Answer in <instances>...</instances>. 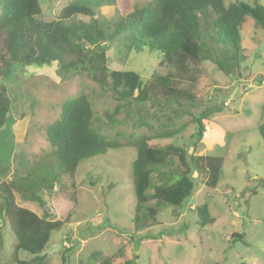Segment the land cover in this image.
<instances>
[{
	"label": "rangeland",
	"instance_id": "obj_1",
	"mask_svg": "<svg viewBox=\"0 0 264 264\" xmlns=\"http://www.w3.org/2000/svg\"><path fill=\"white\" fill-rule=\"evenodd\" d=\"M70 1L39 0L38 19H55ZM146 1L117 0L115 5L102 1L93 5L94 17L110 33L117 17L129 12L132 3ZM225 1L264 6V0ZM214 17L212 11L200 15L202 31L204 21L211 26ZM239 33L240 70L226 74L210 60L201 62L192 90L194 104L185 112L174 106L150 109L147 104L126 103L102 89L87 71L60 75L55 62L15 68L8 77L0 74V85L11 103L0 133V182L17 183L19 190L13 191L17 205L42 216L44 209L38 202L24 196L34 192L46 204V219L64 221L51 233L44 250L46 264H61L65 252L68 264H99L105 257L111 264L127 260L133 264H264V139L258 132V125L264 122V29L246 16ZM100 48L107 55L109 70L131 69L142 81L149 78L159 60L155 51L133 49L124 34L101 42ZM80 94L91 104L94 128L120 146L82 159L73 176L60 175L52 187L32 184V174L57 173L51 166L44 172L54 160L46 129L57 118L62 103ZM210 106L222 110L202 120L204 132L197 139L193 118ZM173 130L179 132L172 138L153 141L173 142L188 155L222 156L218 181L214 188L209 187L205 174L191 167L195 183L191 196L178 207L161 205L153 219L144 220L148 226L135 230L133 143L141 135L158 137ZM176 168L182 167L178 164ZM203 203L214 220L204 226L195 211ZM233 233L242 234V240L234 242ZM14 243L8 224L0 220V264H15ZM18 256L29 255L22 251Z\"/></svg>",
	"mask_w": 264,
	"mask_h": 264
},
{
	"label": "trees",
	"instance_id": "obj_2",
	"mask_svg": "<svg viewBox=\"0 0 264 264\" xmlns=\"http://www.w3.org/2000/svg\"><path fill=\"white\" fill-rule=\"evenodd\" d=\"M0 1V74L8 77L15 68L55 62L60 75L87 71L102 89L112 91L126 103L147 104L150 109L174 106L182 112L188 111L194 104L192 90L198 65L210 60L226 74L237 72L241 60L239 28L245 17L250 16L264 29V6L257 2L149 0L143 4L132 3L131 10L120 14L108 33L94 17L93 5L102 1L115 5L117 0H71L49 21L38 19L41 14L39 0ZM208 11L215 17L211 26L204 21L205 30L202 31L200 15ZM119 34L126 35L135 50L146 48L158 53L159 60L146 81L131 69H108L101 42ZM204 37H208V41H204ZM10 105L6 89L0 85V133ZM221 110V106L206 107L199 117L193 118L197 139H201L204 132L202 120ZM92 117L91 104L84 94L62 103L57 118L46 129L54 160L44 166V172L51 166L50 170L57 173L53 176L30 174L34 178L32 184L52 187L60 175L73 176L82 159L105 154L120 146L119 142L107 139L94 128ZM178 132L167 131L158 137L141 135L133 143L136 150L131 165L135 230L148 226L144 220L153 219L161 205L178 207L191 196L195 186L190 176L191 167L205 174L209 187L214 188L218 181L222 156L188 155L185 148L173 142L153 141L154 138H172ZM258 132L264 139V122L258 125ZM1 140L0 135V144ZM178 164L182 167L179 171ZM15 189L19 190L15 181L0 182V220L6 221L14 236L12 258L15 264H46L44 250L51 233L60 229L64 221L46 219L49 216L46 204L34 192L24 196L38 202L44 209L42 216L17 205ZM195 211L200 225L214 221L206 203L196 206ZM231 237L234 242L242 240L240 233H233ZM22 251L29 256L19 258L18 253ZM67 262L65 252L61 255V264ZM99 264H111L110 258H103ZM125 264H133V260Z\"/></svg>",
	"mask_w": 264,
	"mask_h": 264
}]
</instances>
